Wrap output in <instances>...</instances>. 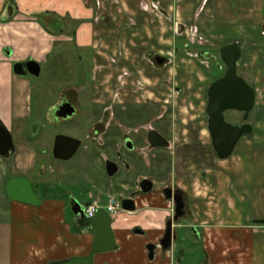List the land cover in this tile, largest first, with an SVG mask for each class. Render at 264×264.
Listing matches in <instances>:
<instances>
[{
    "label": "crops",
    "instance_id": "0c3cea01",
    "mask_svg": "<svg viewBox=\"0 0 264 264\" xmlns=\"http://www.w3.org/2000/svg\"><path fill=\"white\" fill-rule=\"evenodd\" d=\"M71 44L90 50V80L62 93L44 115L45 86L35 75L17 74L15 64L34 61L42 71L53 57L69 55ZM232 44L241 47L238 73L255 89L256 103L248 120L253 132L223 160L209 130V93L227 70L222 49ZM88 87L85 140L50 131L86 112L81 97ZM64 104L72 116L57 114ZM0 125L14 143L10 154L0 153V264L87 256L95 232L79 227L77 203L107 208L144 178L155 190L134 212L112 215L120 249L97 254L95 264H176L177 242L171 250L158 247L153 258L147 247L163 237L173 214L161 193L166 186L186 201L187 217L174 229L178 237L190 230L193 243L181 248L204 247L206 264H264V0H0ZM153 132L163 145L153 144ZM58 135L85 142L93 159L88 205L69 203L60 189L75 169L57 161L73 159L82 145L71 159H58ZM108 162L119 167L113 176ZM21 177L40 205L7 195L9 181Z\"/></svg>",
    "mask_w": 264,
    "mask_h": 264
},
{
    "label": "water",
    "instance_id": "95a60500",
    "mask_svg": "<svg viewBox=\"0 0 264 264\" xmlns=\"http://www.w3.org/2000/svg\"><path fill=\"white\" fill-rule=\"evenodd\" d=\"M242 57V51L239 44H232L222 49V58L227 66L225 75L217 80L211 87L209 93V130L212 136L213 145L218 156L225 160L229 158L235 151L240 139L253 132V126L248 123L250 113L253 111L256 103V91L249 85L243 77L238 74V62ZM162 64L163 59H158ZM14 70L19 75L30 73L35 76L41 74V66L34 61L27 63L15 64ZM58 115L63 118L72 116L75 112L74 108L67 104L60 106ZM228 110H236L244 112V120L247 122L243 125H233L225 118V112ZM154 145H163L159 135L155 132L151 134ZM82 145V141L66 135H58L55 145V157L62 160H69L77 153ZM14 150L13 137L11 133L0 125V153L8 155ZM108 173L113 176L118 171V166L114 162L107 163ZM148 185L145 187V185ZM144 191L150 192L153 189V182L146 180L142 183ZM7 195L13 200H18L33 205H40L42 199L39 198L31 184L24 177L12 178L7 185ZM132 203L131 206L126 203ZM176 216L170 220L167 226L165 237L161 244L164 250L172 247L173 241L177 239L174 233V220L185 215V202L183 197H175ZM123 209L126 211H135V203L133 200H125ZM78 217V225L83 228H89L95 232L93 247L85 257H73L65 261H57L51 264H95L96 256L100 253H106L119 247L115 232L113 229V217L107 208H100L95 216L89 217L86 214V207L77 203L74 209ZM150 258L154 257L156 246L149 245ZM183 259L178 264H206V254L204 247H199L194 251H184Z\"/></svg>",
    "mask_w": 264,
    "mask_h": 264
},
{
    "label": "rangeland",
    "instance_id": "374dc122",
    "mask_svg": "<svg viewBox=\"0 0 264 264\" xmlns=\"http://www.w3.org/2000/svg\"><path fill=\"white\" fill-rule=\"evenodd\" d=\"M255 3H252V8L254 9ZM71 53L65 58L53 57L51 63L48 65L42 66V71L40 76H34L36 84H43L45 86V101L43 106L40 108L44 112V115L49 108L50 105L56 103L62 93L67 90H71L77 88L80 89V85L83 84L84 81L90 80V70L92 68L91 61V52L90 50L81 49L79 50L74 44H71ZM83 58V60H81ZM213 69L215 68V63L212 61ZM240 75V72L238 73ZM49 89V90H48ZM82 96V94H80ZM86 97H85V96ZM84 103L83 109L86 112H83L79 116L69 118L66 120H62V123L56 125H49L47 123V119L44 118L46 125H49L50 131L58 134H66L70 136L77 135L81 140H85L87 133V125L90 121V114L87 113L92 108L91 103V88L88 87L84 94ZM176 98V97H174ZM74 99V98H73ZM78 100V98H76ZM79 103V101H76ZM253 112L251 113L249 122H252ZM52 120L54 118L50 117ZM226 120L233 125H240L244 121V116H241L236 110H228L225 112ZM56 121V120H55ZM58 122V121H56ZM248 122V121H247ZM245 136H250L245 135ZM85 142L82 145L81 149L78 151L76 156L69 161H57V164H62L67 169H75L74 175H67L63 177V181L60 189L62 190L65 198L69 199V203L71 198H75L80 201L84 205H88L91 203L92 199L89 194H93L94 188H92L93 182V159L84 151ZM86 156L85 158H83ZM76 181L83 186L76 187ZM91 192V193H90ZM104 205L107 204V200H105ZM71 210V209H70ZM80 227V226H79ZM179 232V241L175 244L177 249H181V247H190L193 243V236L190 230H184Z\"/></svg>",
    "mask_w": 264,
    "mask_h": 264
},
{
    "label": "flooded vegetation",
    "instance_id": "af4514ba",
    "mask_svg": "<svg viewBox=\"0 0 264 264\" xmlns=\"http://www.w3.org/2000/svg\"><path fill=\"white\" fill-rule=\"evenodd\" d=\"M67 104H64V106H66ZM60 111V109H58L57 110V114H58V112ZM245 123H247L246 121L244 122V123H242L241 125H243V124H245ZM129 145V144H128ZM149 146H151V144L149 143ZM141 150H143V148H141ZM119 159H120V161L121 162H123V164H124V166H125V168L127 169V170H130V166L127 164V162L125 161V159L123 158V156L120 154V156H119ZM118 166V165H117ZM118 170H119V167H118ZM146 180H150L149 178H144L143 180H141V182L139 183V186H138V188L135 190V191H131L128 195H124V194H120V195H118L117 197H112L111 199H110V201L111 200H114L115 201V203L118 205V213L119 212H124V211H126V210H124L123 209V202L125 201V200H133L134 201V203H135V207L137 208V204H138V202H137V200L140 198V197H142V196H146V195H149V194H151L154 190H155V184H154V182L152 181V180H150V181H152L153 182V189L150 191V192H145L144 191V187H142V183L144 182V181H146ZM148 185L146 184L145 185V187H147ZM162 195L166 198V201H169V202H172V204H173V206L171 205L170 207L172 208V216L169 218V220H168V223H169V221L170 220H173L174 218H175V216H176V202H175V197H180V196H182L183 197V200H184V202H185V205H186V201H185V198H184V194L178 189V188H175V187H169V186H166L163 190H162ZM109 201V202H110ZM127 205H129V206H131L132 205V203H126ZM87 207V206H86ZM128 212H134V211H128ZM185 215H183V216H181V217H179V219L176 221V220H174V224H173V229H174V226L176 225V224H178L179 222H181L185 217H187V210H186V207H185ZM167 226H168V224H167ZM167 231V230H166ZM174 233L176 234V236H177V239L176 240H174L173 241V245H172V247L170 248V249H168V250H171L173 247H174V244L176 243V242H178L179 241V237H178V234H177V232L175 231V229H174ZM166 234V233H165ZM165 234L163 235V237H161L160 239H158L156 242H153V241H149L148 243H147V247L149 246V245H152V244H154L155 246H156V249L158 248V247H161V248H163V246H162V244H161V241H162V239L165 237ZM115 236H116V234H115ZM117 239V238H116ZM119 246V245H118ZM199 247H202V246H196L194 249H192V250H186V249H183V248H181V249H179L178 250V252H177V257H176V264H178L179 263V261L180 260H182L183 259V255H182V253L184 252V251H194V250H196L197 248H199ZM120 248L119 247H117V248H115L114 250H111V251H109V252H106V254H108V253H110V252H113V251H117V250H119ZM156 249H155V251H156ZM150 252V251H149ZM150 254V253H149Z\"/></svg>",
    "mask_w": 264,
    "mask_h": 264
},
{
    "label": "built area",
    "instance_id": "2783aa9c",
    "mask_svg": "<svg viewBox=\"0 0 264 264\" xmlns=\"http://www.w3.org/2000/svg\"><path fill=\"white\" fill-rule=\"evenodd\" d=\"M100 205L98 203H92L90 205H88L86 207V214L89 217H93L95 216V214L97 213V211L100 209ZM108 211L112 214V215H117L118 214V205L115 203L114 200H111L109 205L107 206Z\"/></svg>",
    "mask_w": 264,
    "mask_h": 264
},
{
    "label": "bare ground",
    "instance_id": "6f19581e",
    "mask_svg": "<svg viewBox=\"0 0 264 264\" xmlns=\"http://www.w3.org/2000/svg\"><path fill=\"white\" fill-rule=\"evenodd\" d=\"M111 214V213H110ZM112 215V214H111Z\"/></svg>",
    "mask_w": 264,
    "mask_h": 264
}]
</instances>
